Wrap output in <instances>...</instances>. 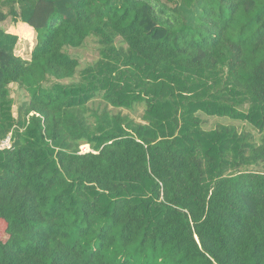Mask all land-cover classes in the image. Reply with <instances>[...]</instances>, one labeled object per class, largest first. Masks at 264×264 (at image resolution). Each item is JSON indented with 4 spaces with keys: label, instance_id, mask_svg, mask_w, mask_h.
<instances>
[{
    "label": "trees",
    "instance_id": "trees-1",
    "mask_svg": "<svg viewBox=\"0 0 264 264\" xmlns=\"http://www.w3.org/2000/svg\"><path fill=\"white\" fill-rule=\"evenodd\" d=\"M8 135L0 264H264V0H0Z\"/></svg>",
    "mask_w": 264,
    "mask_h": 264
},
{
    "label": "rangeland",
    "instance_id": "rangeland-1",
    "mask_svg": "<svg viewBox=\"0 0 264 264\" xmlns=\"http://www.w3.org/2000/svg\"><path fill=\"white\" fill-rule=\"evenodd\" d=\"M19 37L20 41V47L18 49L19 53L22 54H28L31 52L34 44H35V37L32 35V41H25L22 39V36L17 34ZM19 45V44H18ZM73 56L78 59L79 64H80V69L83 68L85 65L92 63L93 61L97 60L99 57V52H98V45L94 41H88L87 44L77 50H72ZM143 108L138 109V114L142 112ZM126 112V111H124ZM201 119H202V128L205 130H212L216 128L217 126L223 125V126H228L232 125L235 126L238 131H250V127L244 123V122H239V121H233L229 118L225 117H209L204 114H201ZM87 146V145H84ZM84 146L81 147V151L83 153H86L90 151L89 146L88 149H85Z\"/></svg>",
    "mask_w": 264,
    "mask_h": 264
},
{
    "label": "built area",
    "instance_id": "built-area-1",
    "mask_svg": "<svg viewBox=\"0 0 264 264\" xmlns=\"http://www.w3.org/2000/svg\"><path fill=\"white\" fill-rule=\"evenodd\" d=\"M11 145H10V139H6V140H2L0 141V150H3L5 148H10Z\"/></svg>",
    "mask_w": 264,
    "mask_h": 264
},
{
    "label": "clouds",
    "instance_id": "clouds-1",
    "mask_svg": "<svg viewBox=\"0 0 264 264\" xmlns=\"http://www.w3.org/2000/svg\"><path fill=\"white\" fill-rule=\"evenodd\" d=\"M10 137H11V135H8V137L6 138V139H10ZM6 139H4V140H6ZM10 145H11V141H10ZM82 147V146H81ZM81 147H80V150H81ZM11 148V147H10ZM10 148H5V149H10ZM4 150V149H3ZM89 152V151H88ZM81 153H83L82 151H81Z\"/></svg>",
    "mask_w": 264,
    "mask_h": 264
},
{
    "label": "water",
    "instance_id": "water-1",
    "mask_svg": "<svg viewBox=\"0 0 264 264\" xmlns=\"http://www.w3.org/2000/svg\"><path fill=\"white\" fill-rule=\"evenodd\" d=\"M197 241H198V239L197 238H195Z\"/></svg>",
    "mask_w": 264,
    "mask_h": 264
}]
</instances>
